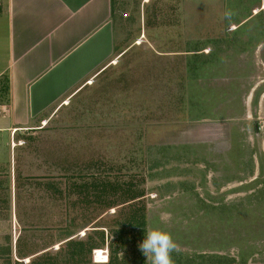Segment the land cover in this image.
Listing matches in <instances>:
<instances>
[{
  "label": "rangeland",
  "instance_id": "obj_1",
  "mask_svg": "<svg viewBox=\"0 0 264 264\" xmlns=\"http://www.w3.org/2000/svg\"><path fill=\"white\" fill-rule=\"evenodd\" d=\"M146 1H117L127 19L122 25L126 51L121 58L88 80L50 120L17 137L15 150L3 152L0 256L5 263L12 254L13 263L95 264L93 251L108 250L109 261L116 253L115 264H150L139 244L147 231L160 229L171 234L176 255L207 253L241 264L239 254L244 251L251 255L246 264H264V231H258L262 228H246L245 238L233 243L231 224L219 220L217 210L203 209L204 204L218 208L238 203L264 185V71L249 76L254 87L227 86L237 96L220 105L234 124L244 120L245 106L253 118L246 122L251 153L233 151L231 171L227 169L232 181L223 182V167L221 172L210 167L207 175L202 173L205 167L196 165L198 158L214 154L213 162L219 163L224 150L210 151L206 146L202 151L197 144L194 165L181 168L188 171L179 175L174 171L168 177L174 182L167 183L160 165L152 167L162 155L155 148L201 138L192 135L185 102L182 106L171 85L186 63L185 56L176 55L185 46L187 25L178 16L194 10L208 20L209 13L218 12L220 0H202L200 8L196 1L192 6V0ZM230 2L226 15L236 20L255 0ZM258 21L261 41L264 20L260 16ZM195 47L189 43L187 49ZM253 90L259 94L256 103L250 96ZM250 156L254 159L249 165ZM167 184L174 189L170 196L160 197ZM143 221L145 232L137 226Z\"/></svg>",
  "mask_w": 264,
  "mask_h": 264
},
{
  "label": "crops",
  "instance_id": "obj_2",
  "mask_svg": "<svg viewBox=\"0 0 264 264\" xmlns=\"http://www.w3.org/2000/svg\"><path fill=\"white\" fill-rule=\"evenodd\" d=\"M117 1L0 0V175L5 173H2L3 152L7 148L15 150L17 137L50 120L88 80L98 77L110 62L121 58L126 51L121 34L127 19L122 17L124 13ZM195 1L200 8L202 0H192L194 7ZM230 1L220 0V13H209L208 20L194 10L178 16L187 25L182 38H186L185 46L176 55L185 56L186 63L183 73L176 75L171 85L176 87L177 100L182 106L185 102L188 116L185 120L194 130L192 135L201 138L155 148V151L161 150L162 155L160 162L153 163L152 167L160 165V173L167 183L174 182L168 179L174 171L179 175L188 171H182L183 167L194 165L193 159L198 158L194 151L197 144L202 151L206 146L210 151L218 147L224 150L219 154V163L213 162V158H217L214 154H207L206 159L200 156L196 165L205 167L204 175L208 173L207 168L221 172L223 167L225 184L232 181L227 178V169L229 171L233 165V151L251 153V134L246 125L253 119L249 107L245 106L244 120L234 124L229 116L225 117L226 109L220 105L228 101L227 97L237 96L229 93L227 86L230 89L254 87L249 76L264 71L263 21L261 41L257 38L258 18L261 16L264 20L260 7L264 5L262 0L247 3L246 15L235 20L226 15ZM241 29L247 31L236 36ZM189 43H196L197 47L187 49ZM244 79L248 82H233ZM261 82L264 84V79ZM224 85L225 90L216 89ZM256 93L253 90L250 94L255 103L259 97ZM194 109L198 113H194ZM256 123L252 126L257 130ZM253 159L252 156L247 159L249 165ZM170 194L166 192L165 197ZM3 262L0 256V264Z\"/></svg>",
  "mask_w": 264,
  "mask_h": 264
},
{
  "label": "trees",
  "instance_id": "obj_3",
  "mask_svg": "<svg viewBox=\"0 0 264 264\" xmlns=\"http://www.w3.org/2000/svg\"><path fill=\"white\" fill-rule=\"evenodd\" d=\"M260 0H258L259 2ZM261 15H264V12L260 13ZM157 174V172H156ZM264 184V183H263ZM172 184H167L162 189L163 192L159 193L160 197H163V194L166 192H171L174 188H171ZM160 192V191H159ZM163 193V194H162ZM206 210H217V216L219 217V220L225 219L229 224H231L233 233H232V239L234 240L233 243H236L235 241L239 242L244 236H242V233L248 228L249 230L257 231H264V185L261 189L253 192L249 196H246L244 199H242L240 202H234L229 205L219 204L218 208H212L209 204H204L203 209ZM209 211H205V215H207ZM255 212H260L259 215H257ZM210 213V212H209ZM214 215H216L214 213ZM199 220L202 219V217L198 218ZM249 225H248V224ZM142 229L143 232H145L146 228V222H139L137 225ZM94 247H91L89 251H91ZM248 252L241 251L240 256V262L241 264L247 263V258L251 255H248ZM116 255V253H115ZM115 255L113 253V256L111 260L108 262V264H115ZM172 259L174 261V264H235L237 263L235 258H229V257H222L219 255H211V254H198L195 253L193 256H179L174 253H171ZM12 259V254L9 256V262L5 261L3 264H22L21 262H14Z\"/></svg>",
  "mask_w": 264,
  "mask_h": 264
},
{
  "label": "clouds",
  "instance_id": "obj_4",
  "mask_svg": "<svg viewBox=\"0 0 264 264\" xmlns=\"http://www.w3.org/2000/svg\"><path fill=\"white\" fill-rule=\"evenodd\" d=\"M139 248L150 264H174L171 253L176 250V243L168 232L160 229L147 231Z\"/></svg>",
  "mask_w": 264,
  "mask_h": 264
},
{
  "label": "built area",
  "instance_id": "obj_5",
  "mask_svg": "<svg viewBox=\"0 0 264 264\" xmlns=\"http://www.w3.org/2000/svg\"><path fill=\"white\" fill-rule=\"evenodd\" d=\"M104 257V258H101ZM105 260L104 263H97L98 261ZM93 262L95 264H108L109 262V252L108 250H94L93 251Z\"/></svg>",
  "mask_w": 264,
  "mask_h": 264
},
{
  "label": "bare ground",
  "instance_id": "obj_6",
  "mask_svg": "<svg viewBox=\"0 0 264 264\" xmlns=\"http://www.w3.org/2000/svg\"><path fill=\"white\" fill-rule=\"evenodd\" d=\"M101 258H104V257H101ZM106 262L105 260H102V261H98L97 263H104Z\"/></svg>",
  "mask_w": 264,
  "mask_h": 264
}]
</instances>
